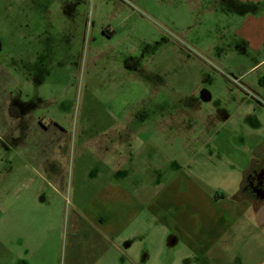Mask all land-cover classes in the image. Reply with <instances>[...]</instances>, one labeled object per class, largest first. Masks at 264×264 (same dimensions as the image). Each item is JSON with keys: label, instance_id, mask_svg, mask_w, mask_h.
Here are the masks:
<instances>
[{"label": "rangeland", "instance_id": "1", "mask_svg": "<svg viewBox=\"0 0 264 264\" xmlns=\"http://www.w3.org/2000/svg\"><path fill=\"white\" fill-rule=\"evenodd\" d=\"M263 14L264 0H0V264H70L75 241L99 239L76 207L107 183L161 204L179 183L224 212L194 247L170 243L168 207L141 212L144 264H264V210L235 200L264 166V28L246 29Z\"/></svg>", "mask_w": 264, "mask_h": 264}, {"label": "crops", "instance_id": "2", "mask_svg": "<svg viewBox=\"0 0 264 264\" xmlns=\"http://www.w3.org/2000/svg\"><path fill=\"white\" fill-rule=\"evenodd\" d=\"M248 18L246 29L253 19H255L253 22L264 28V14L257 18ZM257 24H255L256 28H258ZM120 159L124 163L127 162V158L121 157ZM254 167L255 164L249 168L247 173L252 172L256 168ZM115 172L122 176L121 178H126L129 175L122 173L120 169ZM90 175L89 173L88 176ZM178 185L179 183L177 186L172 184L168 188V197L161 204L155 188L142 190L134 186V189H125L120 183L105 184L81 207H76L77 220L74 227L81 230V234L87 239L91 238V234L96 235V233L99 239L97 241L93 239L90 246L75 241L73 244L74 254L70 264H144L143 254L138 250V238L142 236L140 232L141 220L139 221L138 218L141 212L146 211L151 221L157 220L160 211L158 209L161 205L168 207L167 210L170 209L169 214L171 212V220H169V215L167 217L170 229L174 227L170 242L172 245H176L179 239L182 240L185 237L190 240L192 247L200 243L216 242L218 234L225 226L224 212L213 205L217 198L211 199L194 190L190 192L191 186L188 194H182L178 190ZM244 190V188L240 190L242 194H244ZM237 196L235 200L239 202L243 200L251 203L260 202L261 206L257 211L264 210V199L242 198L241 200ZM184 205L189 206L190 209L189 207H186L187 210L183 209ZM190 211L199 215V218H195L201 223L199 227H196L195 221L191 219ZM204 223L205 225L201 228ZM132 228L134 232L128 235L127 231ZM96 252L100 256L94 259L93 256ZM145 261L146 264L149 263V259L145 258Z\"/></svg>", "mask_w": 264, "mask_h": 264}, {"label": "flooded vegetation", "instance_id": "3", "mask_svg": "<svg viewBox=\"0 0 264 264\" xmlns=\"http://www.w3.org/2000/svg\"><path fill=\"white\" fill-rule=\"evenodd\" d=\"M262 165L258 170L254 169L250 172V180L246 182V186L244 187L245 190L247 188L249 192L250 190L252 191L251 195L248 197L249 200L250 198L259 199L260 197L261 199H264V166Z\"/></svg>", "mask_w": 264, "mask_h": 264}]
</instances>
